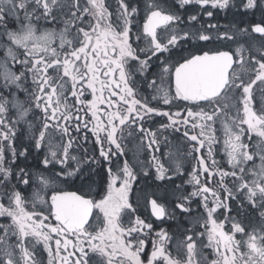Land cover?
<instances>
[{
    "label": "snow or ice",
    "instance_id": "snow-or-ice-1",
    "mask_svg": "<svg viewBox=\"0 0 264 264\" xmlns=\"http://www.w3.org/2000/svg\"><path fill=\"white\" fill-rule=\"evenodd\" d=\"M240 3L253 16L260 13L259 21L237 28L245 35L259 34L258 49L205 50L199 42L234 37L214 24L179 27L185 21L199 24L200 11L212 17V9L234 7V0H115L114 7L105 0H0V217L10 219L0 224V264H264V99L257 103L254 96V91L264 96V0ZM154 65L158 71L151 72ZM134 74L155 93L151 100L139 96ZM85 92L91 99H83ZM34 109L40 127L32 133L33 146L38 150L47 144L50 155L42 163L50 175L36 177L30 211L23 192L32 190L33 177L13 165L27 154L14 146L17 125L23 121L32 129L27 117L35 118ZM153 117L163 118L155 130L146 126ZM89 125L108 176L98 199L84 191L90 184L76 181L99 167L101 159L70 154L73 133L87 141L83 130ZM50 128L68 137L58 151L46 141ZM169 129L182 132L187 155L195 160L188 180L195 190L175 208L191 214V198L199 197L205 213L202 225L194 221L203 231L186 229L175 249L169 247L173 238L167 230H157L150 218L138 214L129 199L136 173L127 160L121 165L118 159L124 156L125 133L138 131L137 151L155 152L157 133ZM253 134L259 142L249 151L246 140ZM221 142L227 171L214 158V146ZM152 160L156 178L171 180L154 154ZM172 160L179 175L182 161ZM56 165H61L58 171ZM217 176L216 187L210 186ZM19 185L25 186L23 192ZM229 200L237 202V215L251 210L260 223L254 227L230 215ZM146 203L158 220L175 215L158 199ZM205 247L212 250L211 258L204 255Z\"/></svg>",
    "mask_w": 264,
    "mask_h": 264
},
{
    "label": "flooded vegetation",
    "instance_id": "flooded-vegetation-1",
    "mask_svg": "<svg viewBox=\"0 0 264 264\" xmlns=\"http://www.w3.org/2000/svg\"><path fill=\"white\" fill-rule=\"evenodd\" d=\"M106 3H111L113 5V7L115 6V0H105ZM169 3H172L173 0H168ZM111 11V9H109ZM213 11V16L212 18L215 19L217 21L216 24L218 25H222V22L225 23V19H222L218 17V14L221 12H218V9H212ZM259 13V12H257ZM256 13V14H257ZM179 14L184 17L185 16V12L181 9ZM198 16H200V20L199 24H196V22H187L185 21L184 23L180 24L179 26L184 27V28H189V26H197L200 27V25H204L205 27L209 24L208 23V16L206 15V13L204 11H200L198 13ZM230 17V16H229ZM228 17V18H229ZM234 21V27L238 28L241 25L245 24V22H237ZM254 20V17L252 16V13H249V22L252 23ZM229 22V20H227V23ZM247 24V23H246ZM248 26V24H247ZM192 30H195L192 28ZM252 37H259V35L257 34H250ZM196 43L195 41L189 43L187 45V47L191 48L192 44ZM201 46H205V50H207V48L209 47H218L220 50H224V51H229L231 50L232 52H235L234 48L232 47L235 43H237V40L235 43L229 42L230 44H226L224 42L220 43L219 41H216L215 44H210L208 42H199ZM135 47V45H133ZM143 46V45H141ZM135 62H130V64H134ZM158 69L155 67V65L153 66L152 69H150L151 72L157 71ZM154 78V77H153ZM134 79L136 80V87H137V92L139 94V96H143V97H147L149 100H151V96H152V92L153 90L150 88L146 87L145 84V80L139 75V74H134ZM138 96V98H139ZM254 96H255V100L257 103H259L260 100L264 99V96H261L259 92H255L254 91ZM30 99V98H29ZM83 99L87 100V99H91V94L90 92H85ZM153 104H155V101H152ZM183 103V102H182ZM103 107V105L101 106ZM165 110H167L168 106H164ZM39 111V110H37ZM172 111H175V109H172ZM90 115V113L88 114ZM163 118L161 117H153L151 120H149L147 122V127H151L153 130H155L157 127H159V123L162 121ZM134 127V126H133ZM91 129V125H89V129L87 132L88 135V140L84 141L83 140V136L82 134H78L76 133V135H78L73 143V146L78 150L79 147L83 149H87V153L85 152H80L79 154H81V157H84L85 155L87 156H93L95 155L97 158H99V145H97L94 140L95 137L93 136L92 132L90 131ZM103 135V134H102ZM158 135V142H159V151H155L154 150H141L142 154H138L136 149L138 144L140 143V139H139V133L138 131H133L132 135L128 138L127 133H125V136L123 137V139L121 140V144L122 147L124 148V156L119 157V161L121 163V165L123 164L124 160H127L129 163V166L133 168V171L136 173V180L132 183V187H131V191L129 193V199L131 202H133L134 206L137 207V212L142 214V209H140L134 202V198H133V193H134V189L135 187H137L136 183L138 182L139 184H143L144 186L142 188H147L150 186H158L161 189L162 188H166V189H172L173 187L177 188L179 192V197L175 200H173V202H171L173 205L169 206L164 204L163 202L160 201V197L157 196L156 194L153 195V198H150L148 202H150L152 199H158V203H163L164 206L166 207V209L169 212H174L175 215L174 217L182 220L185 224V228H187L188 230H196L197 228H199L200 231H203V227L202 222H203V216H204V209L202 207V205L199 202V197H193L191 198V208H192V212L191 214L188 213H181L179 210H177L175 208V204L178 202V200L184 196L189 194L190 192L195 190V187L192 184L188 183V180L191 179L190 176V171L192 167H195V160H193V158L189 155H187V151L188 149L185 148V145L187 144L186 140H183L182 137V132H173L171 129H169L167 132H164L163 135H161L160 133H157ZM217 136L218 138L222 137L219 132H217ZM22 135L17 134V139L14 142V146L16 147V150L18 152L24 151V149H27V154L23 155V156H19L13 165V169L14 171H16V167L15 165H19L20 167L25 166V167H30L32 166L31 164L25 163L26 159L31 163L32 159L34 156L39 157L40 159L44 158V153H42V151H39L38 153H35V147L33 146V142L30 140H23L22 139ZM165 137H167V139H165ZM246 142L249 144V151H254L256 150V145L259 142V138L256 137L254 134L252 135L251 140H246ZM168 144H171L170 146H175L176 144L180 147V149L182 150V148L184 149V153H183V157L181 156L182 160V168H181V173L179 175H176L174 172V169L170 166V164H166L165 162V158H163L164 154H165V150H166V146ZM222 144V142H221ZM114 148V146H113ZM218 148V144L214 146V158L216 159V161L218 162L219 166L222 167L225 171L229 170V167L227 165V157L223 151V148L219 149V152H217V150L215 151V149ZM89 150V151H88ZM37 154V155H36ZM155 155L159 161L164 164L165 168L168 169V175L171 176V180H159L156 178V168H155V162L152 160V155ZM8 155L10 156L11 154L8 153ZM35 157V159H36ZM26 158V159H25ZM102 160V162L100 163L99 167H94V170L92 171L93 175H98V176H102L103 182L106 184L107 180H108V176H107V170H106V162L103 161L102 158H99ZM257 163H259V160L257 159L256 161ZM144 165L146 166L148 169L146 170L148 172L147 177L148 179V183L144 182L142 180V176H143V170L142 168L139 167V165ZM149 165H151V167H149ZM151 176V177H150ZM100 178V177H99ZM85 180H89V176L86 173ZM219 177H215L212 178L209 181V185L212 187H216V180H218ZM201 180L203 182L204 180V176H201ZM230 177H226L224 183L231 187L230 184ZM96 184L97 186L99 185V181L93 183ZM141 188V189H142ZM74 190V189H73ZM223 193H221V196L223 197ZM211 199V197H210ZM230 207H232L233 211L230 213V215L232 216H236L237 220H242L244 223H250L251 225L254 223L253 220L260 222L259 217H258V213H254L251 210H248L247 213H242L241 215H237V202L234 200H229L228 201ZM148 209H147V215H149V217L152 219V221L154 222V227H157L156 223H166L167 220L168 222L167 227H168V232L170 234V236H172V232L170 231L171 224L169 222V217H166L163 221L156 219L154 216L151 215V209H150V203H147ZM220 211H223V209H221ZM144 214H142V216H144ZM217 215H219V213H217ZM200 219L201 220V225H194V221ZM10 223V219L9 220H5V218L0 217V224H7ZM229 228V223L227 221H225L224 223V230L228 231ZM189 234H191V231H189ZM183 239V233L181 234V237H177L176 240L173 241L172 244L169 245L170 249H175V244L176 242H178L179 240ZM237 239H240V234H237ZM206 243V240L204 241ZM151 245L149 244V249H150ZM204 255L209 256V258L212 257V250L210 248H204L203 249ZM173 254L175 255V252H173Z\"/></svg>",
    "mask_w": 264,
    "mask_h": 264
},
{
    "label": "rangeland",
    "instance_id": "rangeland-1",
    "mask_svg": "<svg viewBox=\"0 0 264 264\" xmlns=\"http://www.w3.org/2000/svg\"><path fill=\"white\" fill-rule=\"evenodd\" d=\"M234 3L236 6L234 7H230L229 9H218V12H221L218 14V17L222 19H225V23L222 22V25H218L216 24L217 21L215 19H213L212 17H208V23L209 24H214L217 26V29L219 30V32L223 33L225 31H227L229 33V35H232L234 37V40L230 41V40H223V41H219L220 43L224 42L226 44H230L229 42L235 43L237 40V43H235L232 47L234 48V50L236 51V49L238 47H240L241 45H243L245 48H247L249 45H252L254 49H258L262 43L261 39L257 36V37H252L251 35H245L243 33H240L237 31V28L234 27V19L237 22H245L247 24H250L249 22V13L251 12H246L245 9L241 6L240 0H234ZM257 13V12H256ZM255 13L254 20L255 21H259L260 20V13ZM230 16V17H229ZM229 17V18H228ZM200 18V16H199ZM227 20H229V22L227 23ZM199 21H201L199 19ZM42 26L43 27H48L47 24H44L43 22ZM243 24L240 27H247V24ZM51 27H56L55 24L51 25ZM181 27V26H179ZM193 29L197 28V26H189ZM239 28V27H238ZM212 35L215 36L216 32L213 31ZM259 35V34H257ZM235 41V42H234ZM3 55V50L0 49V56ZM158 71V70H157ZM156 72V71H154ZM30 83V81H29ZM155 93L152 92V95H154ZM27 97V95L25 93H20V99L21 100H26L29 104L31 103V98ZM69 103H71V98L69 99ZM35 113V118L33 119V115L30 113V115L27 117L28 121L33 125L32 129L28 128V125L25 124L23 121L17 125L16 131L17 134L22 135V139L23 140H30L33 142L32 139V133L35 131V128L40 127V113L39 111H37L36 109L33 110ZM13 119H15V117H13ZM88 132V130H83ZM219 134L222 136V133L220 131H218ZM73 135L75 137H77L78 135H76V133H73ZM125 136V135H124ZM130 136L128 135V138ZM51 141V144L54 146L52 150H59V147L62 143H66L68 137L67 136H63L60 128H55L52 129L50 128L48 130V132L46 133V141L49 140ZM171 144H168L165 148V154L163 156V158H165V162L166 164H170V166L174 169L175 168V163L172 160V156H178L180 158V160L182 161L183 159H181V156L183 157V153H184V149L182 148V150L180 149V147L176 144L175 146H170ZM223 148V144H218V148L215 149V151L217 150V152H219V149ZM39 151H42V153H44V158L48 157L50 155L49 153V149L47 147V144H45V146L41 147L40 149H36L35 148V153H38ZM84 152L82 150L81 147L78 148V150L73 146L72 149H70V154L71 155H75L78 158L81 157V154H79L80 152ZM89 151V150H88ZM137 151V149H136ZM138 154H142V151H137ZM171 154V155H170ZM37 155V154H36ZM33 157L32 162L30 163L26 158L25 163L31 164L32 166L30 167H25L22 166V168H25L27 171L30 172V174L33 177L32 180V184H33V188L32 190L28 191V192H23V189L25 188L24 185H19V190H21L23 192V195H25V197H27L29 199V203L27 205L28 209L31 211L32 210V205H31V197L33 195V192L38 191V181L36 180V177L39 176L41 173H43L44 175H50L49 172H47L45 170V166L43 165L42 161L44 158L40 159L39 157ZM102 162V160H101ZM105 162V161H104ZM70 163L75 164V162L70 161ZM52 165H48V168H51ZM61 167V165H56V171L59 170V168ZM83 167H87L86 165H84ZM140 168L144 169L143 171H146L148 168L144 165H139ZM17 170V169H16ZM93 171V170H92ZM92 171H88L86 172L89 176V180H85L83 179V181L81 180H77L76 184L80 185L81 183L85 184V185H91L90 189L88 187H85L84 191L85 192H90L91 195L95 198H99L100 195L103 194L104 192V188L106 187V184L103 182L102 176H98V175H93ZM100 177V178H99ZM151 177V176H150ZM148 177L147 176H142V180L144 182L148 183ZM99 181V185L97 186L96 184H93L95 182ZM13 184H15V181H12ZM137 187H135V191L133 193V198H134V202L135 204L142 209V214L145 213L144 216H142V214L138 213L141 218H150L149 215H147V203H146V199L147 201H149L150 198H153V195H157L159 196L161 199L160 201L163 202L166 205L172 206L173 204L171 202H173V200L177 199L180 195L177 188L173 187L171 190L170 189H166V188H160L158 186H150L147 188H142L144 185L143 184H139L138 182L136 183ZM142 188V189H141ZM0 190H2V186H0ZM40 205L37 202V206L36 209L37 211L40 210ZM45 214H47V212H45ZM151 219V218H150ZM254 223L252 224V226H257L260 222L253 220ZM151 222L153 223L154 226V222L151 219ZM168 222V220H167ZM166 222V223H167ZM169 222L171 224V229L170 231L172 232V238L173 241L176 240L177 237H181V234L185 232V230L187 228H185V223L182 220H179L177 218L173 217H169ZM166 223H156L157 230H159L160 227H163L165 230L168 231V227ZM180 241V240H179ZM177 243V242H176ZM175 248H176V244H175ZM47 253L45 252L43 254V258H46Z\"/></svg>",
    "mask_w": 264,
    "mask_h": 264
},
{
    "label": "trees",
    "instance_id": "trees-1",
    "mask_svg": "<svg viewBox=\"0 0 264 264\" xmlns=\"http://www.w3.org/2000/svg\"><path fill=\"white\" fill-rule=\"evenodd\" d=\"M257 16H258V14H257Z\"/></svg>",
    "mask_w": 264,
    "mask_h": 264
}]
</instances>
